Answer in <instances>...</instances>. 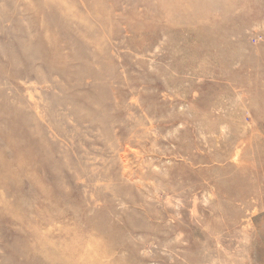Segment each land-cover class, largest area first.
<instances>
[{"label": "rangeland", "instance_id": "obj_1", "mask_svg": "<svg viewBox=\"0 0 264 264\" xmlns=\"http://www.w3.org/2000/svg\"><path fill=\"white\" fill-rule=\"evenodd\" d=\"M0 264H264V0H0Z\"/></svg>", "mask_w": 264, "mask_h": 264}, {"label": "bare ground", "instance_id": "obj_2", "mask_svg": "<svg viewBox=\"0 0 264 264\" xmlns=\"http://www.w3.org/2000/svg\"><path fill=\"white\" fill-rule=\"evenodd\" d=\"M24 113H25V112H24ZM23 133H24L23 136H28V132H27V131H25V132H23ZM22 162H23V161H22ZM22 162H21V161H18V162H17L18 164H17L16 166H17V167H20V166L22 167ZM23 163L25 164V162H23Z\"/></svg>", "mask_w": 264, "mask_h": 264}]
</instances>
